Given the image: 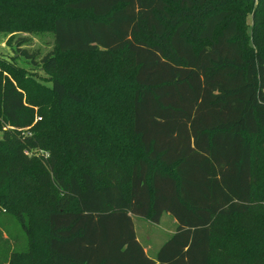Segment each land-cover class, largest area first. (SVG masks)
Segmentation results:
<instances>
[{
    "label": "trees",
    "instance_id": "16d2710c",
    "mask_svg": "<svg viewBox=\"0 0 264 264\" xmlns=\"http://www.w3.org/2000/svg\"><path fill=\"white\" fill-rule=\"evenodd\" d=\"M39 16L63 77L0 59V264H264V0H0V36Z\"/></svg>",
    "mask_w": 264,
    "mask_h": 264
},
{
    "label": "rangeland",
    "instance_id": "374dc122",
    "mask_svg": "<svg viewBox=\"0 0 264 264\" xmlns=\"http://www.w3.org/2000/svg\"><path fill=\"white\" fill-rule=\"evenodd\" d=\"M56 12L83 14V12H72L63 6H59ZM42 20L43 16H39L31 31H16L7 34L5 33L4 35L2 34L0 36V59H4L22 67L25 76L33 78L44 87H50L51 79L53 77H63V75H59L58 72L49 71L44 67L45 64L42 59L49 56V54L54 51V40L50 28H46L47 26L43 25ZM245 23L250 27V13L246 15ZM60 61L61 59L59 62ZM100 112L101 111L98 110L97 115H99ZM92 114L94 116V113ZM39 119L40 117L37 116L36 120ZM85 126L88 128L89 122L86 121ZM1 135L2 133L0 132V137ZM253 138L255 146L260 147L261 150L264 151V136L259 135L257 137L254 136ZM102 145L111 152L112 149L108 147V141L106 139L103 141ZM100 149L106 153L104 148L100 147ZM32 152V154H35L38 157L47 156L42 150L37 149ZM114 152L117 154L118 151ZM133 221L138 239L143 246H146L150 256H154L161 244L176 230L177 227L176 219L166 212L162 214L158 223H153L145 218L137 216H133Z\"/></svg>",
    "mask_w": 264,
    "mask_h": 264
},
{
    "label": "crops",
    "instance_id": "0c3cea01",
    "mask_svg": "<svg viewBox=\"0 0 264 264\" xmlns=\"http://www.w3.org/2000/svg\"><path fill=\"white\" fill-rule=\"evenodd\" d=\"M133 216L134 215H132L131 217H132V220H133ZM133 224H134V221H133ZM134 228H135V225H134ZM135 232H136V230H135ZM172 234V233H171ZM136 236H137V234H136ZM137 239H138V236H137ZM138 241H139V239H138ZM140 242V241H139ZM162 245V244H161ZM144 247V250L146 251V253L150 256V254L148 253V250L146 249V246H143ZM159 249V248H158ZM157 252V251H156ZM156 252H155V254H156ZM155 254H154V256H151V258H154L155 257Z\"/></svg>",
    "mask_w": 264,
    "mask_h": 264
}]
</instances>
